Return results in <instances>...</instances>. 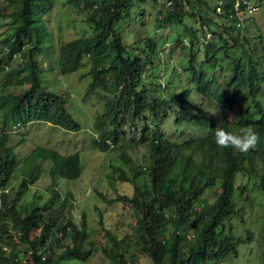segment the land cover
<instances>
[{"label":"trees","instance_id":"1","mask_svg":"<svg viewBox=\"0 0 264 264\" xmlns=\"http://www.w3.org/2000/svg\"><path fill=\"white\" fill-rule=\"evenodd\" d=\"M66 1L79 13L86 32L59 44L55 70L67 74L88 63L82 75L87 79L84 96L97 92L104 97L94 119L100 132L91 141L118 161L105 173L107 183L131 186L129 194L117 189L109 200L129 206L132 233L119 235L98 217L102 238L96 241L88 237L91 224H86L84 214L77 218L71 214V193L58 199L48 188V196L42 198L35 186L25 195L40 169L27 164L25 156L18 162L10 146L13 141L9 144L12 123L43 121L67 130H76L79 123L65 108L67 91L49 89L40 79L37 54L49 36L42 17L54 0H5L0 4V20L7 18L10 29L0 37V264H62L93 250L111 264H139L142 256L147 264H205L235 255L237 244L251 237L249 229L245 236L241 230L233 232L232 220L243 221V208L234 201L235 176L236 181L240 175L258 177L264 197V111L259 103L264 69L258 66L264 61V43L251 46L242 26L234 27L233 17L226 15L232 0H147L155 8L156 27L181 26L189 36L186 41L182 30L176 33L174 44L186 52L179 72L172 63L162 68L165 62H157L168 38L154 37L146 28V0ZM215 6L221 9L216 20L211 15ZM187 17H195L194 24H188ZM132 19L139 29H128ZM131 34L133 40L125 42ZM255 48L260 53L254 57ZM221 61H228L231 72L219 83L206 70L216 65L221 69ZM158 63L159 74L153 72ZM177 74V88L184 80L181 74L188 75L189 82L175 90L170 78ZM5 81L22 87L18 92L3 91ZM224 84L231 93L217 99L219 120L196 105L187 108L196 102L195 96L211 99L214 89ZM236 102L241 112L231 119ZM168 123L194 125L205 133L176 141L161 127ZM245 126L259 136L254 149L241 153L215 143L216 128L238 133ZM137 130L138 140L132 141ZM127 136L128 141L123 140ZM139 143L146 149L136 162L119 151L120 145L133 149ZM29 155L51 161V173L66 178L78 173V151L62 155L39 146ZM260 235L264 242V211ZM260 254L259 264H264V243Z\"/></svg>","mask_w":264,"mask_h":264},{"label":"rangeland","instance_id":"2","mask_svg":"<svg viewBox=\"0 0 264 264\" xmlns=\"http://www.w3.org/2000/svg\"><path fill=\"white\" fill-rule=\"evenodd\" d=\"M5 0H0V4ZM212 1V0H211ZM145 12L144 20L146 28L149 30L151 35L158 36L160 39H164L167 36L168 40L162 43L161 46V58L157 62L163 63L162 68L170 67V63L176 65L177 71L182 72V64L186 61V52L181 50L176 44L175 39L178 37L176 34L179 30H182L181 26L169 25L166 28H158L154 25L153 16H155L152 4L147 0L145 1ZM258 8L252 13L249 19L240 28L242 31H246L249 43L251 46L264 43V1L257 0ZM154 7H157L155 4ZM211 13V11L209 12ZM214 18V14H211ZM43 21L48 28V38L44 47L40 53L37 54L39 62V74L41 82L49 89L60 91L61 89L67 91L69 97L65 102V108L70 115L79 123V129L67 130L63 129L55 124L45 123L43 121H32L20 124L12 128L9 144L12 150L17 156L18 162L20 163L22 158L27 154L31 148L35 146H46L56 149L58 152L67 154L74 151H78L79 162L82 169L89 171L88 177L82 181L79 177L75 179L66 180L61 177H50L48 171L50 169V161L48 159L32 158L27 164L38 166L40 169V175L33 183L29 184V189L25 195H30L35 186L40 196L43 198L45 193L42 191L45 181L43 180V174H48V183L55 185L59 191H72L74 204L72 206L71 214L77 218L80 213L84 214L86 224L90 223L91 228L89 229L88 237L94 240H100L101 235V224L99 223L98 217H101L103 225L110 227L116 231L119 235L124 232L132 233L131 228L134 224V216L128 205L121 204L119 201L109 200L115 195L117 189L127 192L131 191V186L126 182L112 181L107 183L105 173L111 169L110 164L118 166L117 162L108 157V151H99L95 148V145L91 141V138L100 132V127L94 123L95 116L100 112L101 106L104 102V97L99 93L89 94L84 96L85 84L87 82L86 76H82L85 69L88 66L87 62H83L82 65L67 74L56 73V58L59 44L73 38L74 36H81L80 32H86L85 23L80 20L79 13L75 7L70 5L66 0H54L53 7L47 10L43 14ZM195 17H187L188 24H194ZM7 18L0 20V37L9 31V24ZM180 27V28H179ZM138 28V21L131 20L129 22V28ZM145 28V26L143 27ZM178 28V30H177ZM139 29V28H138ZM127 29L123 32L125 33ZM2 35V36H1ZM259 35V36H257ZM177 36V37H176ZM134 38V34L126 36L125 42H131ZM181 38L187 41L189 36L182 30ZM160 42L157 39V43ZM170 51L171 54H170ZM198 58L202 59V51H196ZM255 54L259 53V48H255ZM160 55V54H159ZM180 57L182 59L180 60ZM226 58V57H225ZM84 60V59H83ZM180 62V63H179ZM220 63V60H218ZM228 61H221V64L225 68L223 71L218 70L216 65L213 70L207 68V75L216 78V81L222 83L225 79V74L230 73V69L227 68ZM159 63L153 67V72L161 73ZM181 65V66H180ZM166 69H162L164 72ZM3 77L1 76V79ZM180 74L173 75L170 81L174 83L175 90L180 86H187L189 82V76L181 74L182 85L178 88V82ZM3 91L18 92L21 89V85L14 84L12 82L5 81ZM190 84V83H189ZM166 85V84H165ZM191 85V84H190ZM231 93V90L225 85H221L219 89L214 91V98L206 99L202 97H196L194 105L198 106L201 111L205 113L213 114L218 117L216 108V98L226 97ZM263 97V96H262ZM264 100V98H262ZM193 106V105H192ZM192 106H188L190 108ZM240 107L236 104L230 115L231 119H235L240 114ZM104 125V124H103ZM162 129L168 134L173 140H183L185 138L200 136L205 133V130L194 125L181 123L174 125L168 123L161 126ZM140 131H135L132 134V141H137ZM23 140H20V139ZM128 136L123 137V140L128 141ZM137 139V140H136ZM21 142H20V141ZM131 140V139H130ZM120 145L119 151L121 153H129L131 158L136 162L141 158L142 152L146 149L141 143L132 146ZM113 153V152H110ZM117 155V154H115ZM111 160V161H109ZM133 162V163H134ZM122 169L128 170V166L121 163ZM134 165V164H132ZM130 166V165H129ZM81 169V170H82ZM237 176V175H236ZM235 176V179H236ZM18 177H15L14 186ZM96 179V180H95ZM234 179V180H235ZM258 177H251L249 179L242 178L236 183H246V191L235 190V203L237 206L242 207V222L237 219L232 220L233 232L245 236V230L249 229L251 237L249 241L239 242L237 244L236 254H229L226 257L216 261L208 260L205 264H259L260 252L264 242L261 240V221L264 209L263 195L259 191ZM95 185V186H92ZM90 186L88 194H85L86 188ZM248 196L247 201H243L240 197ZM83 212H82V211ZM89 225V224H88ZM103 233V232H102ZM133 239V238H132ZM139 264H147L146 257H140ZM62 264H111L108 263L102 253L99 250H93L91 253L86 255L82 259H69L64 261Z\"/></svg>","mask_w":264,"mask_h":264},{"label":"clouds","instance_id":"3","mask_svg":"<svg viewBox=\"0 0 264 264\" xmlns=\"http://www.w3.org/2000/svg\"><path fill=\"white\" fill-rule=\"evenodd\" d=\"M232 4H233V0H232ZM232 4H231V7H229V12H228V14H226L227 15V17H233V19H231L232 21H233V23H234V27L236 28H238V27H241V26H243V24L246 22V20L248 19V14H247V12H246V10H244V7H243V10L242 11H239V13L238 14H236L235 12H234V10H233V8H232ZM221 11V10H220ZM217 13H220V12H217L216 11V6H215V10H214V12L212 13V14H214V18L213 19H217ZM238 22V23H237ZM260 53V52H259ZM259 53L258 54H255L254 53V50H253V56L255 57L256 55H259ZM228 64V63H227ZM259 65V67H261L262 69H264V61L263 62H259L258 63ZM227 68H229V66L227 67ZM219 71H223V70H225V68L224 67H222L221 69H218ZM230 72H231V70H230ZM227 74V73H226ZM225 80V79H224ZM225 85V84H224ZM226 86V85H225ZM227 87V86H226ZM215 90H217L216 88L214 89V91ZM214 91H213V93H214ZM228 96V95H227ZM226 96V97H227ZM263 96V97H262ZM197 97V96H196ZM199 97V96H198ZM205 98V97H204ZM212 98H214V97H212ZM211 98V99H212ZM222 98H225V97H222ZM262 98H264V92L260 95V97H259V100H260V104L263 106V111H264V100L262 99ZM218 99H221V98H218ZM237 104V102L236 103H233V105H232V109L234 108V106ZM188 106H192V105H188ZM187 106V107H188ZM194 107V104H193V106L192 107H190L189 109H191V108H193ZM216 108H217V114H218V117L216 116V115H214L215 113H213L212 114V116H214L215 118H217L218 120H219V118H220V110H219V104H218V102H217V98H216ZM233 111V110H232ZM232 113V112H231ZM209 114H211V113H209ZM231 115V114H230ZM230 115H229V117H230ZM45 123H48V122H45ZM21 123H19V122H13L12 123V125H11V128H10V130H9V133L11 134V132H12V128L13 127H15V126H19ZM150 127L152 128V125H150ZM77 129H79V127L77 128ZM75 131V130H74ZM97 136V134L94 136V137H96ZM214 138H215V143L217 144V146L219 147V148H221V149H223V148H233V149H235V150H237V151H239V152H241V153H246V152H248L249 150H251V149H254L255 147H256V145H257V143L259 142V136H258V134L253 130V128L251 127V126H245V127H241L240 129H239V131H238V133H233V132H230V131H226L225 129H223L222 127H218V128H216V130L214 131ZM20 140H23L22 138L20 139ZM19 140V141H20ZM91 140H92V138H91ZM21 142V141H20ZM39 146H35V147H33V148H31V150L29 151V153L33 150V149H35V148H38ZM44 147V146H43ZM55 151L58 153V154H62V155H67V154H71V153H73V152H71V153H67V154H63V153H60V152H58L56 149H55ZM25 157H26V159H27V161H28V163H29V161H31V159L32 158H30V155L28 154H26L25 155ZM38 159H44V158H38ZM50 164H51V161H50ZM77 166H78V173L76 174V176L74 177V178H66V177H64L63 175L62 176H60L59 174H54V173H51L50 172V169H49V171H48V174H49V176L52 178V177H55V176H57V177H61V178H64V179H66V180H69V179H75V178H77V177H79V175H80V180L82 181L83 179H85L86 177H88V175H89V171H86L85 169H82L81 168V165H80V162H79V158H78V163H77ZM51 167V166H50ZM82 169V170H81ZM48 174H43V180L45 181V185H44V187H43V189H42V191L45 193V196L44 197H47L48 196V194H49V191L47 190L48 188L50 189V188H52L53 190H54V192H55V194H56V196L58 197V199L60 198V199H62L68 192L69 193H71V195H72V197H71V199H70V203H71V206H70V210L72 211V206H73V204H74V200L72 199L73 198V194H72V191L70 190L69 191V189L67 190V191H65V192H63V191H59V189L58 188H56V186L55 185H52L51 183H48ZM237 177L238 176H236V179H237ZM242 178H246V177H242ZM241 178V175L239 176V180H241L242 179ZM251 178V177H250ZM236 179L234 180V186H237L238 185V188H237V190L238 191H246V189H247V185H246V183H240V184H237L236 182L238 181H236ZM247 179H249V178H247ZM96 180V179H95ZM31 184V183H30ZM92 186H95V185H92ZM89 189H90V186H88L87 188H86V190H85V194H88V192H86L87 190L89 191ZM262 194V193H261ZM241 198H243V201H247L248 200V196H244V197H240V199ZM263 202H264V199H263ZM264 204V203H263ZM82 211V210H81ZM263 211H264V209H263ZM83 212V211H82Z\"/></svg>","mask_w":264,"mask_h":264},{"label":"built area","instance_id":"4","mask_svg":"<svg viewBox=\"0 0 264 264\" xmlns=\"http://www.w3.org/2000/svg\"><path fill=\"white\" fill-rule=\"evenodd\" d=\"M243 7L246 12H250L254 9V7L249 3L248 0H233L232 8L236 14H238L239 11H242ZM220 10V6H216V11L220 12Z\"/></svg>","mask_w":264,"mask_h":264},{"label":"crops","instance_id":"5","mask_svg":"<svg viewBox=\"0 0 264 264\" xmlns=\"http://www.w3.org/2000/svg\"><path fill=\"white\" fill-rule=\"evenodd\" d=\"M249 1V3L254 7V9L252 10V11H250V12H247V14H248V19L250 18V16L252 15V13L254 12V11H256L257 10V8H258V4H257V0H248ZM245 10V9H244Z\"/></svg>","mask_w":264,"mask_h":264}]
</instances>
